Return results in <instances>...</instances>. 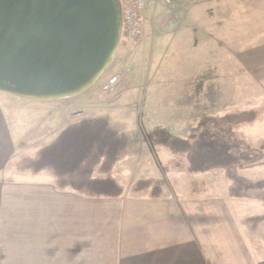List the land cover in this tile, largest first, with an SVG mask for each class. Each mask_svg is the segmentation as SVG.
<instances>
[{
  "label": "crops",
  "instance_id": "0c3cea01",
  "mask_svg": "<svg viewBox=\"0 0 264 264\" xmlns=\"http://www.w3.org/2000/svg\"><path fill=\"white\" fill-rule=\"evenodd\" d=\"M181 1L173 10L177 24L171 26L173 12L171 18H161L158 32L146 38L148 46L157 44L158 35L167 41L162 44L167 48L175 41L181 84L191 79L204 84L203 95L195 94V101L204 98L215 109L220 87L229 105L243 93L246 107L264 100V0H191L189 8L186 0ZM216 1L223 4L216 6ZM153 12L150 16L155 17L157 10ZM145 31L143 27L139 42L123 48L127 58L138 51ZM202 66L207 67L203 76ZM247 95L254 101L246 103ZM232 113L236 114L220 115ZM4 117L0 109V264L264 263L262 233L255 236L264 229V198H231L227 188L219 191L203 185L208 183L194 182L180 187L186 192L166 195L164 187L154 184L156 177L169 176L168 168L182 172L180 177L184 172V177L209 174L192 171L179 145H164L171 152L169 164H158L153 175L136 176L127 168L126 181L120 182L112 172L128 158V152L111 171L123 194L113 199L87 198L76 192L75 185L58 190L47 171L16 170V157L28 150H20V128ZM39 149H34L33 156ZM154 150L152 144L140 147L133 168H139L137 159L150 161L142 156ZM137 181H146L147 188L134 186Z\"/></svg>",
  "mask_w": 264,
  "mask_h": 264
},
{
  "label": "rangeland",
  "instance_id": "374dc122",
  "mask_svg": "<svg viewBox=\"0 0 264 264\" xmlns=\"http://www.w3.org/2000/svg\"><path fill=\"white\" fill-rule=\"evenodd\" d=\"M179 1L176 0L174 3L178 4ZM184 1L181 2L184 3ZM186 1V8H189L191 0ZM214 4L217 6L223 4V1H216ZM163 7L161 2L152 6L151 12L155 13L157 10L158 13L155 17L150 16L151 12L142 14L140 35L135 42L129 44L125 41L122 33H119L117 48L108 65L89 87L77 95L64 99L37 100L0 92V109L5 113L4 120L7 123L14 121V125H17L22 133L23 146L20 150H28L27 153H24V158L33 156L35 148L39 149L51 143L61 131L71 124L82 120H104L112 128L126 135L129 140L128 158L112 172L120 182H125L123 174L126 173L127 168L134 170L133 175L136 176L153 175L155 172L153 168L158 164H169L171 152L167 146L176 148L177 145H180L179 143L186 141L192 134L191 129L203 122L219 119L221 125L223 123L227 128L230 127L233 139L246 145H238L232 151L237 155L229 159L232 162L236 160L235 163L241 166L239 172L243 177L253 182L264 181V100L255 103L253 107H249V105L246 107L243 93V96L235 97L236 103L233 102L229 105L222 93L223 87H220V97L215 109L211 108L213 105L209 100L211 107L204 98L195 101L193 97L195 94L199 93V97L203 95L204 84L202 82L196 84L192 79L185 86L181 84L183 75L175 67V41L167 48V44L162 45L167 41L160 40L158 35L154 38L157 44L153 48L147 44L149 39L146 40V38L152 34L150 32H154V34L158 32L157 26L160 25L161 18L173 16L171 26L177 24L175 21L177 12L173 11L175 6H166L173 12L172 16H169ZM143 27L146 29L144 42L138 51L132 52L127 58L128 53L123 48L141 40ZM166 48L168 52L163 58L162 52ZM147 58L151 60L149 61ZM206 68V66L201 67V76L205 75ZM126 69L129 72L126 74L124 82L114 92L107 94L101 90L102 85L110 76ZM252 101H254L252 96L247 95L246 103ZM218 106L220 108L224 106V108L218 109ZM237 109L240 112L243 111L242 114ZM228 111L236 114L220 115ZM14 132H18V130ZM216 136H209L208 140L216 139ZM19 137L21 138V134ZM221 139L224 140V137ZM150 144L154 147V152L145 153L142 157H148L151 160L153 158L158 163L140 158L136 161L139 168L134 169V158L140 155L139 148ZM180 150L182 149L180 148ZM22 155L21 151L15 159L16 163L24 159L21 157ZM182 155V159L184 158L187 162L188 154L184 152ZM168 169L169 176L161 177V179L156 177V181H154L155 185L164 187L166 195L186 192L185 188L180 187L192 182L194 184L208 183L203 185L212 186L219 191L226 190V186L229 184L223 174L221 175L222 170L210 171L205 176L191 174L187 177H184V172V176L180 177L182 172L177 173L173 168ZM42 175L49 176L51 179L48 173ZM88 176L100 178L103 175L95 170L92 173L78 176L76 180ZM247 193L264 197V188L257 187ZM261 233L264 239V229L255 233L256 238ZM257 245L259 243L256 241ZM256 251L258 250L256 249Z\"/></svg>",
  "mask_w": 264,
  "mask_h": 264
},
{
  "label": "water",
  "instance_id": "95a60500",
  "mask_svg": "<svg viewBox=\"0 0 264 264\" xmlns=\"http://www.w3.org/2000/svg\"><path fill=\"white\" fill-rule=\"evenodd\" d=\"M119 33L116 0H0V92L77 95L108 65Z\"/></svg>",
  "mask_w": 264,
  "mask_h": 264
},
{
  "label": "trees",
  "instance_id": "16d2710c",
  "mask_svg": "<svg viewBox=\"0 0 264 264\" xmlns=\"http://www.w3.org/2000/svg\"><path fill=\"white\" fill-rule=\"evenodd\" d=\"M190 132L192 134L179 146L188 154L192 171L206 173L222 170L229 183L227 193L231 198L251 197L253 195L247 191L257 187L264 188V181L253 182L243 177L239 172L241 166L235 163L236 160L232 162L229 159L237 155L232 151L238 145H245L232 138L229 126L227 128L223 123L221 125L219 119H212L201 123ZM214 135H217L216 139L208 140L209 136ZM221 137H224V140ZM128 147L129 140L126 135L112 128L106 121L82 120L67 126L51 143L40 148L33 157L24 158L15 168L33 174L49 172L58 190L75 185L76 192L81 196L113 199L120 197L124 188L110 173L114 166L126 157ZM95 170L103 176H88L74 184L78 176ZM134 186L147 188L148 183L137 181ZM153 192H157V188H154Z\"/></svg>",
  "mask_w": 264,
  "mask_h": 264
},
{
  "label": "built area",
  "instance_id": "2783aa9c",
  "mask_svg": "<svg viewBox=\"0 0 264 264\" xmlns=\"http://www.w3.org/2000/svg\"><path fill=\"white\" fill-rule=\"evenodd\" d=\"M174 0H120L121 16L123 22V32L126 39L130 42L134 41L140 34V23L142 14L157 2H161L164 6H171ZM124 73H118L111 77L102 87L105 93H111L122 81Z\"/></svg>",
  "mask_w": 264,
  "mask_h": 264
}]
</instances>
